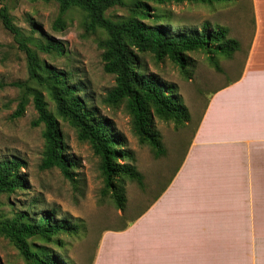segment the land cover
Here are the masks:
<instances>
[{
    "label": "rangeland",
    "instance_id": "374dc122",
    "mask_svg": "<svg viewBox=\"0 0 264 264\" xmlns=\"http://www.w3.org/2000/svg\"><path fill=\"white\" fill-rule=\"evenodd\" d=\"M139 1L149 17L145 18L136 7ZM2 13L11 18L37 53L41 68L35 78L29 75L25 52L5 28ZM104 14L116 22L140 18L145 23L177 31H200L204 25L209 31L224 27L228 37L238 41L239 48L231 57L208 54L205 50L187 53L191 61L187 74L167 59L156 61L149 53L139 55L149 73L176 87L191 116L185 125L179 126L171 120L151 117L150 126L159 133L165 148V154L156 157L151 147L140 142L134 133L125 107L105 102L115 87L114 76L103 71L100 41L106 39L105 32L87 30L85 13L76 7L62 12L52 0H0V162L18 161L25 183L22 190L0 194V219L9 220L19 210H28L30 217L39 219L43 211L55 210L70 232H61L49 240L32 237L28 243L42 257L53 255L62 264H92L103 233L132 221L149 206L158 191L169 185L210 99L244 74L254 44L264 49V0L212 4L123 0ZM211 57L218 62L220 71L211 64ZM52 71L66 73L67 82L78 88L88 106L120 138L127 155L121 163L131 165L142 175V186L134 180L120 178L126 196L123 211L114 206L109 193L102 192L98 157L78 138L76 129L61 118L58 119L66 153L73 163L74 180L66 179L57 168L39 169L44 126L35 124L37 113L32 92H41L48 109L55 113L49 96ZM22 101L24 113L16 117L14 112ZM0 264H27L16 246L2 235Z\"/></svg>",
    "mask_w": 264,
    "mask_h": 264
},
{
    "label": "trees",
    "instance_id": "16d2710c",
    "mask_svg": "<svg viewBox=\"0 0 264 264\" xmlns=\"http://www.w3.org/2000/svg\"><path fill=\"white\" fill-rule=\"evenodd\" d=\"M50 1V0H45ZM58 3L62 12L71 7L82 10L86 16V29H101L106 39L100 41L103 48V71L114 76L115 87L107 94L105 102L111 106L123 105L130 116L131 125L139 141L148 144L156 157L165 154V148L159 133L152 130L151 117L174 121L178 126L185 125L190 113L177 89L167 84L159 76L149 73L143 66L140 54L149 53L156 61L167 59L176 65L183 74L188 73L191 64L187 53L205 50L208 54L231 57L239 48L236 39L228 37L227 29L207 30L204 25L200 31H177L164 25L148 24L140 18L112 21L105 16V11L123 0H52ZM158 3L192 1L212 4L231 0H153ZM143 16L149 17L144 5L136 4ZM3 24L14 36L21 50L26 54L28 72L32 78L41 68L37 53L30 47L20 30L13 24L6 13H2ZM56 48V47H54ZM59 50V49H58ZM213 67L220 71L214 57L210 58ZM43 69V67H42ZM41 69V70H42ZM49 84V96L54 103L55 113L48 109L41 92H32V104L37 113L35 124H43L44 150L39 169L57 168L68 180L73 181L72 160L69 159L63 141L59 119L72 125L78 138L86 142L99 159V171L103 179L102 192L109 193L114 206L123 211L126 196L120 178H128L143 184L142 175L127 163L120 138L109 129L95 109L88 106L77 87L66 80V73L52 71ZM22 101L14 112L19 117L24 113ZM21 164L18 161L0 162V194L13 193L24 188L20 175ZM33 212V211H32ZM39 219L30 217V211L19 210L9 220L0 219V235L8 238L19 250L27 264H62L53 255L42 257L32 250L28 239L41 237L49 240L61 232H68L70 227L63 225L64 219H58L55 210L40 213ZM74 228V227H73ZM71 228V230L73 229ZM70 232V231H69Z\"/></svg>",
    "mask_w": 264,
    "mask_h": 264
},
{
    "label": "crops",
    "instance_id": "0c3cea01",
    "mask_svg": "<svg viewBox=\"0 0 264 264\" xmlns=\"http://www.w3.org/2000/svg\"><path fill=\"white\" fill-rule=\"evenodd\" d=\"M262 48L210 99L169 185L103 233L92 264H264Z\"/></svg>",
    "mask_w": 264,
    "mask_h": 264
}]
</instances>
